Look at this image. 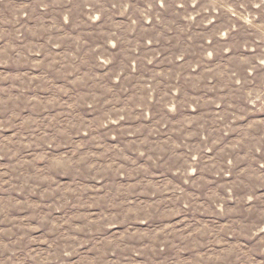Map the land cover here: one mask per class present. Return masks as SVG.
Wrapping results in <instances>:
<instances>
[{
    "label": "rangeland",
    "instance_id": "374dc122",
    "mask_svg": "<svg viewBox=\"0 0 264 264\" xmlns=\"http://www.w3.org/2000/svg\"><path fill=\"white\" fill-rule=\"evenodd\" d=\"M0 264H264V0H0Z\"/></svg>",
    "mask_w": 264,
    "mask_h": 264
}]
</instances>
